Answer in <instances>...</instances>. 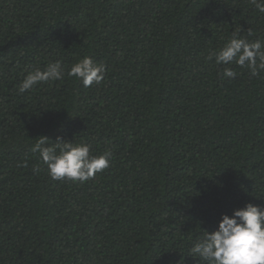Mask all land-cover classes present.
<instances>
[{
  "label": "trees",
  "instance_id": "1",
  "mask_svg": "<svg viewBox=\"0 0 264 264\" xmlns=\"http://www.w3.org/2000/svg\"><path fill=\"white\" fill-rule=\"evenodd\" d=\"M233 32L264 43V13L250 0H0V264H204L190 251L201 231L264 209V71L216 63ZM83 57L105 66L99 84L67 74ZM55 61L62 80L19 92ZM42 136L110 151V166L53 180L33 151Z\"/></svg>",
  "mask_w": 264,
  "mask_h": 264
},
{
  "label": "clouds",
  "instance_id": "2",
  "mask_svg": "<svg viewBox=\"0 0 264 264\" xmlns=\"http://www.w3.org/2000/svg\"><path fill=\"white\" fill-rule=\"evenodd\" d=\"M250 2L260 13H264V0ZM214 56L218 65L235 63L246 67L252 76L264 71V43L260 40L249 42L239 32H233ZM105 70L103 64L83 57L70 67L67 74L76 77L84 87H89L102 81ZM236 75L232 68L224 67L222 77L233 79ZM63 78L62 62H50L43 71L37 69L27 74L19 92L24 93L41 82ZM33 151L39 152L53 180L70 179L83 183L110 166V151L92 156L89 145H73L59 138L55 143H50L47 137L42 136L38 138ZM201 232V237L190 251L204 264H264V209L247 204L235 210L231 217L222 215L214 232Z\"/></svg>",
  "mask_w": 264,
  "mask_h": 264
}]
</instances>
